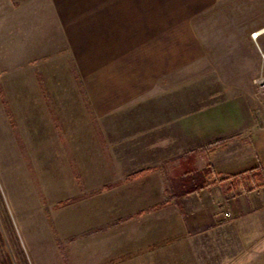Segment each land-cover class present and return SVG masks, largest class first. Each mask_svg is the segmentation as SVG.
I'll use <instances>...</instances> for the list:
<instances>
[{
    "label": "crops",
    "instance_id": "0c3cea01",
    "mask_svg": "<svg viewBox=\"0 0 264 264\" xmlns=\"http://www.w3.org/2000/svg\"><path fill=\"white\" fill-rule=\"evenodd\" d=\"M238 1L47 0L55 26L22 39L17 65L0 62L19 75L13 106L37 167L61 190L102 191L121 218L151 217L154 237L183 239V264H218L185 246L201 238L237 241L212 250L221 264H264V0L253 24Z\"/></svg>",
    "mask_w": 264,
    "mask_h": 264
},
{
    "label": "rangeland",
    "instance_id": "374dc122",
    "mask_svg": "<svg viewBox=\"0 0 264 264\" xmlns=\"http://www.w3.org/2000/svg\"><path fill=\"white\" fill-rule=\"evenodd\" d=\"M238 2L236 11H242L246 24L258 20L257 16L249 15V11L258 8L259 0ZM221 19L223 23L228 20L226 16L219 17V24ZM53 26L54 17L47 0H0L3 68L17 65L21 60L23 38L47 35ZM227 28L226 25L224 30ZM239 36L241 38L243 33ZM10 59H14L13 64L8 63ZM18 76L0 75V264H183V239L175 241L173 238L172 243H168V239L154 237L160 234L162 226L152 224L151 217L143 215L139 222L132 218L138 214L121 218L115 202L106 203L102 191L93 192L84 185L79 193L67 185L61 190L56 185V175L46 168V161L37 167L39 161L31 158L19 129L21 113L14 111L13 105L18 107L21 97L19 87L17 92L12 88V80L15 77L19 86ZM228 76L230 81L243 83L242 75ZM255 97L260 101L257 93ZM60 172L64 181L75 177L72 172L67 175L65 169ZM226 207L234 217L233 210ZM227 231L221 229L219 234H227ZM198 240L189 241L185 246L193 250L205 247L203 263L214 260L221 264L226 258L221 255L222 251L213 255L212 250H223L225 255L240 249L234 240ZM149 244L157 249L149 251L146 249Z\"/></svg>",
    "mask_w": 264,
    "mask_h": 264
},
{
    "label": "built area",
    "instance_id": "2783aa9c",
    "mask_svg": "<svg viewBox=\"0 0 264 264\" xmlns=\"http://www.w3.org/2000/svg\"><path fill=\"white\" fill-rule=\"evenodd\" d=\"M256 36V33H254ZM257 87L260 91H264V73H261L258 78L255 79ZM216 214H223L226 218L233 217L232 212L229 211L224 203H221L217 206Z\"/></svg>",
    "mask_w": 264,
    "mask_h": 264
},
{
    "label": "trees",
    "instance_id": "16d2710c",
    "mask_svg": "<svg viewBox=\"0 0 264 264\" xmlns=\"http://www.w3.org/2000/svg\"><path fill=\"white\" fill-rule=\"evenodd\" d=\"M215 147H212L211 149H214ZM206 172V171H205ZM253 176H255L254 174H252ZM263 179H264V177H263ZM3 264V263H2Z\"/></svg>",
    "mask_w": 264,
    "mask_h": 264
}]
</instances>
